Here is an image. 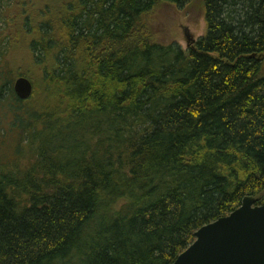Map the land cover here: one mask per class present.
<instances>
[{"label": "trees", "instance_id": "obj_1", "mask_svg": "<svg viewBox=\"0 0 264 264\" xmlns=\"http://www.w3.org/2000/svg\"><path fill=\"white\" fill-rule=\"evenodd\" d=\"M13 1L26 61L2 63L18 37L0 33V141L18 139L0 264H174L244 198L264 206V0H202L186 51L150 23L194 0ZM22 77L41 96L20 100Z\"/></svg>", "mask_w": 264, "mask_h": 264}, {"label": "water", "instance_id": "obj_2", "mask_svg": "<svg viewBox=\"0 0 264 264\" xmlns=\"http://www.w3.org/2000/svg\"><path fill=\"white\" fill-rule=\"evenodd\" d=\"M17 97H32L33 85L25 77L14 84ZM195 242L174 264H264V206L254 197L227 217L204 226L195 234Z\"/></svg>", "mask_w": 264, "mask_h": 264}, {"label": "rangeland", "instance_id": "obj_3", "mask_svg": "<svg viewBox=\"0 0 264 264\" xmlns=\"http://www.w3.org/2000/svg\"><path fill=\"white\" fill-rule=\"evenodd\" d=\"M13 6V0H0V33L5 32L6 34L4 33L3 37H6V39L7 36L18 37V41L12 40L13 42L10 45L5 46V52L1 60L2 63L7 64L8 69H13V74L16 75L17 72L21 70V64L26 61V50L19 49L21 45L20 41L23 38L17 34V30L14 29L13 34L6 32L8 25L14 23L13 25L20 26L21 23L20 19H16V22L11 20L13 19V14H10V12L15 9V6ZM6 12L9 16L8 18L5 16ZM150 25L155 42L162 45L177 44L186 51L191 44L197 42L206 33L202 0H194L190 5L184 8H179L171 4L158 5L152 13ZM15 44L19 46L18 49L14 47ZM32 96L33 97L30 99H36L38 96H41V93L35 90L34 85ZM29 102L31 101L29 100ZM9 122V119L5 121V125L7 126ZM5 137L4 141H0V165L6 164L9 165V169H12V164L15 160L13 159L16 146L15 141L18 139L17 136L9 130ZM2 143L3 145H1ZM25 166L26 163L21 165V168L26 169L27 167Z\"/></svg>", "mask_w": 264, "mask_h": 264}]
</instances>
